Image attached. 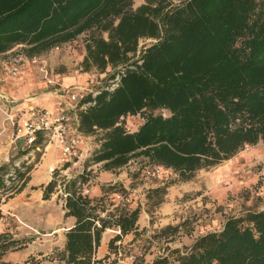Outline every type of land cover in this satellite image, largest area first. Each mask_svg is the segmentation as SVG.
<instances>
[{
	"label": "trees",
	"instance_id": "1",
	"mask_svg": "<svg viewBox=\"0 0 264 264\" xmlns=\"http://www.w3.org/2000/svg\"><path fill=\"white\" fill-rule=\"evenodd\" d=\"M83 33L86 71L122 67L113 88L84 92L77 103L76 129L100 134L92 158L104 169L141 156L188 181L247 147L264 145V0H145L135 8L133 0H0V55L15 46L39 55ZM134 115L143 122L130 131L126 118ZM43 137L38 131L20 152L42 147ZM6 167L1 164L0 171ZM22 168L20 184L6 198L29 180L31 165ZM81 177L63 189L64 216L74 223L56 254L61 264H98L96 250L107 228L119 230L108 241L113 251L137 230L139 206L115 203L111 196L124 197L122 185L99 184L100 195L89 196L78 186ZM4 184L0 176V189ZM56 186L53 176L42 186L43 198ZM21 246L0 227V264H9L1 257ZM152 264H264V209L230 215L221 229Z\"/></svg>",
	"mask_w": 264,
	"mask_h": 264
},
{
	"label": "rangeland",
	"instance_id": "2",
	"mask_svg": "<svg viewBox=\"0 0 264 264\" xmlns=\"http://www.w3.org/2000/svg\"><path fill=\"white\" fill-rule=\"evenodd\" d=\"M144 1L133 0V7ZM86 38L87 33H83L70 42L32 56H27L23 46L15 47L10 54L0 55V61L5 62L2 68L9 77H16L10 75L6 62L15 54H23L22 66L25 64V69L35 77L33 85L36 86L33 87V94L45 90H57L56 92L60 93L62 90L79 89L78 86L85 85L92 92L101 87H114L117 72H120L122 67H108L103 73H99L93 67L87 71L84 69L82 59L86 53ZM148 41L150 39L142 40L139 47ZM33 56L39 57L34 63L31 61ZM112 75L115 77L110 81ZM67 98L69 103H74L70 101L69 96ZM58 103L59 100L53 97L48 101V105ZM10 108L9 113L15 114L14 107ZM5 110L7 105L0 100V141H4L12 128ZM142 122L140 115L128 116L126 127L133 131ZM84 136L88 138L79 141L77 148L79 157L75 162L65 163L60 161L62 152L60 146L56 144L59 147L58 156L53 161L51 159L48 164L47 160L50 161L49 157L52 155V145L46 149L45 146L55 142L49 137H43L46 142L42 147H33L27 153L20 152L25 147L23 141L16 140L18 148H14V143L11 142V156L9 155L5 162L0 161V165L4 163L7 165L0 171L6 187L0 189L2 203L11 198L5 197L7 190L20 184L17 168L22 171L23 165H31L33 169L35 164H39L40 171L43 170L44 162L45 165L54 167L55 174L51 175L50 172L48 174L51 178L55 176L57 186L48 199L43 198V193L40 197L34 192L28 193L21 200L17 197L15 215L10 213L11 210L0 214V227L8 229L12 237L22 243L20 249L7 251L1 257V261L9 264H26L30 259L32 264L36 261L37 264H61L56 254L63 249L64 228L73 221L70 217L64 216L63 189L68 180L78 176H82L80 178L82 183L78 186L83 191L87 189L86 193L89 195L92 193L89 192L91 186L95 188L96 184L113 183L112 177L115 174L119 178L116 183L126 189L124 197L118 196L119 192L111 193L115 203L125 201L131 207L139 206L140 209L137 230L117 241L115 243L117 251H113L114 248L108 250L106 257L105 255L99 257L102 261L98 264L114 262L125 264L131 254L135 256L137 264H152L155 257L168 254L173 249L184 250L199 235L221 229L225 219L230 215H238L248 209H264V145L261 143L245 148L217 166L197 171L188 181H181L177 174L161 166L155 171L141 156H133L120 168L106 170L101 163L94 162L92 158L99 145L100 134ZM39 176L43 180L47 173L42 171ZM155 187H164L163 193L153 192L152 189ZM16 194L18 193L13 196ZM26 201H29L28 204ZM167 226L170 228L165 229ZM111 233L113 232H106Z\"/></svg>",
	"mask_w": 264,
	"mask_h": 264
},
{
	"label": "crops",
	"instance_id": "3",
	"mask_svg": "<svg viewBox=\"0 0 264 264\" xmlns=\"http://www.w3.org/2000/svg\"><path fill=\"white\" fill-rule=\"evenodd\" d=\"M15 47H18V46H15ZM13 48L9 50L8 52H6L5 54L6 55L10 54ZM9 64H10V59L6 62L7 69L9 67ZM24 65L20 69L19 74L16 77L11 78L7 75V73L2 68L3 66H5V62L2 60L0 61V100L5 102V104L7 105V110L11 109L10 107H14L15 109L13 111L15 113L14 115L17 117L19 121H21L24 118H32L33 120H37V116H34L33 113L35 112L37 113L41 109L48 110L52 114L69 112L70 107L73 106L74 103L67 102V99L62 94L63 90L60 93H57L56 92L57 90H45V91H40L38 93L33 94V87L36 86V85L35 86L33 85V83H35V77L32 76L31 73H29L27 69H25ZM64 83L65 82H63V84ZM85 86H78V88L83 89ZM52 97L57 98V100H59L58 105H48V101ZM56 106H59V108H56ZM71 127H72V131L69 132L70 136L78 137L79 141H84L85 138H88L84 136L82 133L75 130L76 122L74 120H72L71 122ZM13 133L14 132H13V127H12L9 132V135L4 139V141H0V161L2 160L5 162L9 159L10 150H11V137H13ZM18 141L21 142L23 140L20 139ZM50 145H52L51 147L52 155H51V158L49 157L50 161L47 160L48 164L49 162H51V159L53 161L55 157L58 156V152H59V147L56 145L55 142L53 144L50 143L46 145L45 149L50 147ZM43 164H44V167H43V170L41 171L39 169V164H35V168H33L29 172V180L27 181L24 188L18 194L9 198V200L6 201L5 203H0L1 213L9 212V210H11L10 213L12 212L11 214L15 215V212L17 211V207H16L17 197H19L20 200L24 199L26 195L30 192H34L36 195H39L40 197H42L43 189H42V186L40 187V185H45L51 179V176L48 174L49 170H47V167H46L48 164L45 165V162ZM42 171H45L47 173V176H45L43 180H41L42 177L39 176ZM118 179L119 178L114 174V177H112L113 183L114 182L116 183V180ZM93 187L94 186H91L89 189V192H92L93 195H91L92 193H90L89 196L100 195L99 184H96L95 188ZM28 202L26 201L25 203L28 204ZM70 218L73 221L70 225L64 228L63 235L65 231L68 229V227H70L74 223V218L72 217ZM108 231L113 232V233L106 234V232ZM117 232H119L117 228H107L103 232L100 245L98 246L96 250L97 258L104 256L106 253H108V241Z\"/></svg>",
	"mask_w": 264,
	"mask_h": 264
},
{
	"label": "built area",
	"instance_id": "4",
	"mask_svg": "<svg viewBox=\"0 0 264 264\" xmlns=\"http://www.w3.org/2000/svg\"><path fill=\"white\" fill-rule=\"evenodd\" d=\"M39 59L37 56L31 57V61L34 63ZM24 61L23 54H15L10 58V64L8 67L9 73L11 76H17L20 72L22 62ZM111 79L110 81H112ZM115 85L119 80V75L115 78ZM108 88V87H106ZM113 88V87H111ZM110 88V89H111ZM79 91V93L77 92ZM91 91L88 86H85L83 89H66L63 90L62 94L67 99L69 96L70 101H74V105L70 107V112H62L58 114H52L48 110L41 109L37 113H33L34 116H37V120L32 118H24L21 121L17 119L14 114H10L8 110H5L8 120L11 122L13 127V140L14 148H18V141L22 139L25 145H30L35 140V135L38 131H42L47 137L51 140H54L57 145L60 146L62 156L60 161L65 163L66 161L75 162L76 158L79 157L77 148L79 147V139L76 136H70L69 132L72 131L71 122L74 120L77 123V103L80 100L81 95L84 92ZM71 112L73 114H71ZM77 131V129L75 128ZM155 171H158L161 167L158 165L153 166ZM55 168L50 167L49 172L52 175ZM84 192H88L87 189ZM120 196V195H118ZM128 261L125 264H137L136 258L134 255L128 257Z\"/></svg>",
	"mask_w": 264,
	"mask_h": 264
}]
</instances>
